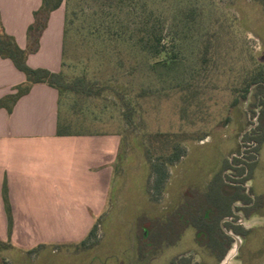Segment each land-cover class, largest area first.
<instances>
[{
  "label": "rangeland",
  "instance_id": "1",
  "mask_svg": "<svg viewBox=\"0 0 264 264\" xmlns=\"http://www.w3.org/2000/svg\"><path fill=\"white\" fill-rule=\"evenodd\" d=\"M106 1L68 0L62 5L72 18L63 70L69 77L84 74L133 99L141 89L151 93L148 99L138 100L144 111L142 122L135 132L125 135L105 211L93 220V224L100 222L98 240L86 248L76 244L56 247L47 244L33 254L11 245L10 249L0 251V264H4L3 258L9 264H170L182 256H192L194 264H264V139L256 165L243 185L253 200L250 209L235 212L236 224L247 234L237 236L229 232L233 242L219 262L216 251L200 244L196 229L191 227L216 171L221 170L225 159L232 160L245 152L242 137L258 125L257 118H249L247 102H241L235 112L230 111L229 104L237 95L234 89L239 87L243 72L264 65V14L260 7L252 0H135L168 24L173 22L176 8L184 2L201 7L205 19L213 20L219 15L223 18L221 23L227 36L222 44L224 50L208 77L202 80V111L189 124L190 121L179 119L175 91L167 83H161L149 67L154 60L135 45L139 37L131 35L133 22L129 23L126 2ZM172 30L176 41L168 35L163 43L167 51L178 56V74L184 72L188 78L197 69L195 45L190 39L179 40L180 27ZM73 100H68L64 116L76 120L74 113L68 111ZM106 102L94 99L81 104L100 110ZM118 114L114 110L111 117L103 115V120L108 116L116 125L99 128L118 131ZM227 117L229 121L223 123ZM155 132L186 133L192 137L184 143L187 156L170 169L165 195L157 203L148 195L150 170L141 145H147L146 133ZM203 134L209 137L197 140ZM234 207H240V203ZM234 237L239 240L238 245Z\"/></svg>",
  "mask_w": 264,
  "mask_h": 264
},
{
  "label": "trees",
  "instance_id": "2",
  "mask_svg": "<svg viewBox=\"0 0 264 264\" xmlns=\"http://www.w3.org/2000/svg\"><path fill=\"white\" fill-rule=\"evenodd\" d=\"M67 1H41L40 7L33 12V22L27 29L29 44L25 50L19 48L15 38L5 32L0 20V58L10 60L25 77L22 84L13 88L12 94L0 99V109L11 112L16 102L26 95L32 86L45 84L58 92L57 136L115 134L121 138L122 145V141L126 139L125 135L132 131L135 132L138 129V123L142 122L144 111L138 100L148 99L151 92L141 89L133 99L112 86L89 79L84 74L74 77L67 76L63 66L68 28L72 18L68 16L65 9L61 70L51 72L46 69H33L27 64L28 54L35 53L38 49L40 35L46 28L50 14L63 4L66 5ZM111 1L107 0L106 2ZM119 1L120 3L126 2L129 7V11H127L129 23L133 22L131 35L139 37L136 39L135 45L151 60H154L153 64H149V67L157 73V79L161 83H167L175 91L180 121L193 123V116L202 111V80L208 77L212 67H215L219 54L224 50L222 44L227 36L224 32L225 25L221 23L223 18L219 15L214 16L213 20L205 19L201 7L193 2H184L176 8L173 22L168 24V21L159 20L144 4L139 6L135 0ZM252 1L260 7L264 14V0ZM134 20L137 21L135 28ZM137 26L138 28H136ZM178 27L182 32L179 40L185 42L190 39L196 49L197 69L195 75H189L188 78L184 72L178 74L179 70H176L178 56L175 52L167 51L168 49L163 43L168 35L172 36L173 42L176 41L174 34L176 29L172 30V28ZM238 85L239 87L234 89L237 95L229 104L230 111L235 112L241 102H247L249 118H257L258 125L242 137L243 146L246 148L242 156L240 157L239 154L232 160L225 159L223 161L221 170L213 176L207 185L204 194L205 200L199 204V209L191 220V227L196 229L195 236L198 242L206 245L212 252L216 251L219 262L225 258L233 242L228 232L237 236L247 234L240 225L236 224L235 212L249 210V204L252 201L243 185L249 180L251 171L256 165L260 145L264 139V65L261 64L252 70H245ZM71 97L75 102L70 104L68 111L74 113L76 120L64 116L67 102L72 99ZM110 97L113 99L108 101ZM94 99H102L107 102L100 110L90 104L83 106L81 104ZM114 110L119 113L120 118L117 121L118 131L100 129L99 126L104 127L108 124L113 126V123L116 125L115 121L110 119ZM106 114L110 117L107 116L103 120L102 116ZM229 119L227 117L223 123L228 122ZM207 137L209 135L203 134L197 137V140L203 141ZM131 138L135 142L136 139ZM144 139L147 145H141L150 170L148 195L152 202L157 203L165 195L170 179V169L187 156L188 150L184 143L192 137L186 133L155 132L153 134L146 133ZM225 171H228L229 174L224 175ZM2 197L10 235L12 217L5 185H3ZM236 203H240L242 206L234 207ZM223 220L226 221L221 224ZM99 228L100 222L97 220L87 236L76 245L81 248L93 245L98 240ZM42 247L43 245H39L28 253H36ZM10 248V242L5 243L0 240V251ZM2 260L4 264H9L4 258ZM170 264L192 263L191 258L182 256L173 259Z\"/></svg>",
  "mask_w": 264,
  "mask_h": 264
},
{
  "label": "crops",
  "instance_id": "3",
  "mask_svg": "<svg viewBox=\"0 0 264 264\" xmlns=\"http://www.w3.org/2000/svg\"><path fill=\"white\" fill-rule=\"evenodd\" d=\"M41 1L0 0L3 28L23 50ZM64 15L63 6L50 14L37 51L27 56L29 67L61 70ZM24 81L10 60L0 58V99ZM57 121L58 92L45 84L32 86L11 112L0 109V239L26 251L83 240L105 211L115 178L118 135L57 136ZM3 185L11 207L10 235Z\"/></svg>",
  "mask_w": 264,
  "mask_h": 264
},
{
  "label": "flooded vegetation",
  "instance_id": "4",
  "mask_svg": "<svg viewBox=\"0 0 264 264\" xmlns=\"http://www.w3.org/2000/svg\"><path fill=\"white\" fill-rule=\"evenodd\" d=\"M243 153H244V152H240V155H239V154H238V155L241 157ZM236 156H237V155H236ZM257 156H258V155H257ZM223 174L226 175V174H229V172H228V171H225ZM244 189H245V188H244ZM245 192L250 196V194L248 193V191H247L246 189H245ZM250 198H251V196H250ZM251 200H252V198H251ZM252 201H253V200H252ZM252 201H251V203H252ZM251 203L249 204V206L251 205ZM241 206H242V205L240 204V207H241ZM185 257H188V256H185ZM190 258H191V263L194 264V263H193V257L191 256Z\"/></svg>",
  "mask_w": 264,
  "mask_h": 264
},
{
  "label": "water",
  "instance_id": "5",
  "mask_svg": "<svg viewBox=\"0 0 264 264\" xmlns=\"http://www.w3.org/2000/svg\"><path fill=\"white\" fill-rule=\"evenodd\" d=\"M228 234H229L230 236H232L231 233L228 232ZM234 239H235V243L238 245V244H239V240H238L236 237H234Z\"/></svg>",
  "mask_w": 264,
  "mask_h": 264
}]
</instances>
